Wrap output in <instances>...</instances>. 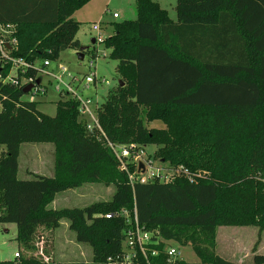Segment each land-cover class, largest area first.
<instances>
[{"label":"trees","instance_id":"trees-1","mask_svg":"<svg viewBox=\"0 0 264 264\" xmlns=\"http://www.w3.org/2000/svg\"><path fill=\"white\" fill-rule=\"evenodd\" d=\"M88 1L0 0V25L16 30L12 56L34 63L80 50L73 14ZM135 5L137 18L115 22L103 41L126 79L98 110L104 134L88 132L79 100L61 93L54 116L39 111L37 101L24 98V85L6 81L10 64L0 63V223L16 224L15 239L26 252L0 264H107L122 253L135 211L154 238L191 245L200 262H170L167 243L159 242L134 264H240L214 253L217 228L264 229V0H177V22L154 0ZM39 71L25 74L36 79ZM155 118L166 127L149 128L146 121ZM40 141L55 144L53 176L19 179L21 144ZM109 142L133 145V152L155 145L154 156L181 174L132 182L136 163L122 169ZM86 182L114 185L112 198L83 208L48 207L58 193ZM62 219L77 241L92 247L91 263H53L37 253L40 229L53 231ZM248 264H264V253Z\"/></svg>","mask_w":264,"mask_h":264},{"label":"rangeland","instance_id":"rangeland-1","mask_svg":"<svg viewBox=\"0 0 264 264\" xmlns=\"http://www.w3.org/2000/svg\"><path fill=\"white\" fill-rule=\"evenodd\" d=\"M170 15L176 17L175 11L171 8ZM175 10V9H174ZM118 13L119 17L114 18L113 13ZM73 17L79 21V31L77 39L82 46L88 47L84 59L78 58L75 49H67L60 53L56 60L51 61V65L45 67L46 74H40L41 81L45 83L47 92L43 94L33 95L27 94L25 99H32L37 101V109L42 113L50 116L56 114L57 101L59 100V93L62 91L64 100H75V95L79 94L83 99H90L93 103V110L98 114L102 104L107 100L110 93L116 91L120 87L126 85V79L121 77L116 69L117 60L112 59L109 55V50L103 44L95 45L92 42L95 31L92 28L94 23L102 24V32L104 36L108 37L114 31V23L124 20H135L137 18V11L135 0H89L86 4L75 10ZM9 31L15 32V27L7 28ZM5 29V30H7ZM0 35L6 34V31L0 29ZM5 32V33H4ZM98 50V52H97ZM103 52L107 53L103 56ZM95 54V55H93ZM97 55V56H96ZM97 57V58H96ZM94 65L90 66V61ZM36 67L43 63V59L36 58ZM65 67L63 71L62 67ZM95 72L99 80L95 84L86 86L84 77L87 73ZM69 73V74H68ZM61 76L62 82L58 83L56 76ZM75 76L77 81L69 83L70 76ZM123 85L119 84V81ZM65 83H69L70 87L75 88L76 92L68 93ZM62 86L64 88L59 87ZM60 91V92H59ZM140 116L143 120L146 119V109L140 107ZM149 128L161 129L165 128L166 124L162 119L155 118L146 121ZM157 146L147 145L143 148V153L139 152L137 163L144 164L147 169L148 165L152 166V172L159 173L163 180H170L173 177L181 174L180 167H174L168 161H164L154 156ZM56 147L52 142H25L21 144L19 154V179H31L32 174H41L44 176H53L54 164L56 157ZM148 171V170H147ZM32 173V174H31ZM147 175L146 173H141ZM203 175V173L201 174ZM115 187L112 184H105L104 182H86L78 188L69 189L58 193L55 203L50 204L54 208H83L95 203L106 202L112 198ZM49 207V206H48ZM67 219H62L58 228L53 231L42 230L41 235L36 239L38 252L40 251L51 257L53 263L67 260H78L85 263L93 261V250L90 244L86 242H79L76 239L74 231L71 233H63L66 228L65 222ZM70 228V227H69ZM72 230V229H71ZM219 239L221 242L217 250L214 248V253H219L222 256H233V254L241 253V246L225 241L230 237H238L242 241L250 244L253 239L264 241V229L260 230L256 226H219ZM229 233V234H228ZM228 234L229 236H224ZM238 234V235H237ZM17 235V226L14 223H0V260H13L15 253L19 252L20 246L15 239ZM237 235V236H236ZM71 241L77 242L74 246ZM169 244L173 247H178L180 254L179 260H184L188 263H196L199 261L191 245H179L176 242L170 241ZM25 251L21 250V253ZM26 253V252H25ZM229 258V257H228Z\"/></svg>","mask_w":264,"mask_h":264},{"label":"built area","instance_id":"built-area-1","mask_svg":"<svg viewBox=\"0 0 264 264\" xmlns=\"http://www.w3.org/2000/svg\"><path fill=\"white\" fill-rule=\"evenodd\" d=\"M114 18H118V13H113ZM10 25H0V29L6 31V34L0 35V63L2 65H8L10 64V71L8 78L6 81H10L15 86L20 85H28L33 84V88L30 90L28 94L38 95L43 94L47 92V89L45 88L46 85L44 81L40 82V84L36 83V80L39 78L40 74H46L45 67L51 65L50 60H44L42 65L39 67H36L35 63H30L26 59L22 57H14L11 54V49L16 47L17 39L13 36L12 31H9L7 28H9ZM93 30L95 31V35L93 36V39L95 40L94 44L99 45L103 44L104 39L106 36H104V33L102 32V24L100 23H94L92 25ZM7 29V30H5ZM1 32V31H0ZM5 33V32H4ZM98 52V50H97ZM107 53L103 52V56H105ZM97 56V55H96ZM97 58V57H96ZM94 63L91 60L90 66H93ZM31 67L39 68V73L37 78H33L31 76H27L25 73L27 70ZM63 71L65 70V67H62ZM69 74V73H68ZM70 76V82H73L75 79V76ZM56 79L59 82H62L61 76H56ZM99 80L98 75L95 72L87 73V75L84 77L83 81H85L86 86H89L91 84H95ZM69 83H65V87L67 88L68 93H74L76 92L75 88L70 87ZM59 87L64 88L62 86H58L57 89L59 90ZM60 92V91H59ZM62 94V91L60 92ZM59 93V94H60ZM69 95V94H68ZM75 100H79V116L80 119L85 121L86 129L90 133L98 134L102 133L104 134L101 125L98 120V115L95 110V107L93 106L95 103H93L90 99H83L79 94L75 95ZM109 146L113 149L115 152L117 158L121 162V168L127 170V164L128 162H135L136 163V172L130 173L129 178L133 181H139L141 183H146L150 178L154 176H159V173L152 172V166L149 164L147 167L143 164V168L139 167L140 163H137V157H139V152L143 153V149H140L139 151H132L130 150L134 146H117L109 142ZM148 170V171H147ZM146 173L147 175H143L141 173ZM185 174L187 176H190L187 171H185ZM160 177V176H159ZM161 179V177H160ZM163 180V179H161ZM190 180H193V178L190 177ZM113 214L108 213L105 215V217L110 218ZM120 215L129 217V213L126 210H122L120 212ZM130 225L129 227L124 231L123 236V242H122V253L118 255L117 257H109L107 259V264H134L137 260L138 253H141L146 259L148 256V250L150 245L159 244V242H165L167 243V246L165 248L168 261L174 262L178 260V256L180 254L178 247H173L169 244L170 241H164L160 237L155 236V232L151 230H147L144 226L140 225L138 222L136 211L134 212V218L129 220ZM153 255L157 254V251L154 249L151 252ZM15 257H19V253L16 252Z\"/></svg>","mask_w":264,"mask_h":264},{"label":"crops","instance_id":"crops-1","mask_svg":"<svg viewBox=\"0 0 264 264\" xmlns=\"http://www.w3.org/2000/svg\"><path fill=\"white\" fill-rule=\"evenodd\" d=\"M154 1L158 2L159 5L162 8H164V9H166L168 11L169 17L171 18V20L173 22H177L178 21L177 12H176V3H177V0H154ZM169 7L171 8V10L175 11V13H176V17L175 18H174V16H171L170 15V10L167 9ZM76 38H77V36H76ZM57 195L55 196V198L53 199V201L50 204H52V203L54 204L55 203L56 198H57ZM50 204L48 205L49 208H52V209H60V208L50 207ZM65 225H66V228L64 229L63 233H65V234L66 233H68V234L71 233L72 230L69 228V225H70L69 224V221L65 222ZM228 234L227 235L224 234V236H226V238H227V236L230 235V237L228 239H225V241L231 242L232 244L233 243L234 244H237L239 247L241 246V249H240L241 250V253L233 254L232 257L231 256H228L229 258L227 256H222L221 254H219V253L216 252L218 255H220V256H222V257H224L226 259H229L231 261L240 263V264H248V263L252 262V259H253V257H254L255 254H257V253H264V241H261L260 242V241H258V239L255 238V239H253L251 241L250 244L247 245V243H244V242H240V243L236 242V241H242L243 238L242 239H239L238 237L233 238L231 236V234H229V235ZM219 236H220L219 235V232H217V234H216V247H215V250H217V248L219 247V244L221 242V238L219 239ZM71 243L74 246L77 244V242H75V241L74 242L71 241ZM76 261H78V260H70V261L69 260H67V261L62 260V261H59V262H76ZM78 262H81V261H78ZM199 262H200V260L198 262H196V263H199Z\"/></svg>","mask_w":264,"mask_h":264},{"label":"water","instance_id":"water-1","mask_svg":"<svg viewBox=\"0 0 264 264\" xmlns=\"http://www.w3.org/2000/svg\"><path fill=\"white\" fill-rule=\"evenodd\" d=\"M92 42L94 43L95 40L92 39ZM86 48H87L86 46H82V47L80 48V50H78L77 55H78V58H79L80 60H83V59H84L85 54H84L83 50H85ZM40 82H41V79H40V77H39V78L36 80V83H37V84H40ZM119 84H120V85H123V82L120 80V81H119ZM32 88H33V84H28V85H26V86L23 88V92H24L25 94H28ZM139 167H140V168H143V164L140 163V164H139Z\"/></svg>","mask_w":264,"mask_h":264}]
</instances>
